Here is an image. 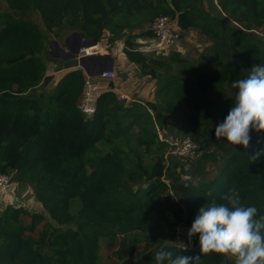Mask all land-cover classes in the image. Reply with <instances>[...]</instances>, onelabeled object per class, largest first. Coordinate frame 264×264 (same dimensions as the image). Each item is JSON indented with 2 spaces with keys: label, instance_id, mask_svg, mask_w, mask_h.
Wrapping results in <instances>:
<instances>
[{
  "label": "trees",
  "instance_id": "trees-1",
  "mask_svg": "<svg viewBox=\"0 0 264 264\" xmlns=\"http://www.w3.org/2000/svg\"><path fill=\"white\" fill-rule=\"evenodd\" d=\"M1 2L16 16L0 12V171L33 188L48 215L13 204L0 211V264H102V242L115 243L118 236L115 256L122 264H154L161 248L197 257L199 248L166 244L161 230L179 223L190 228L202 206L213 198L224 203L221 197L232 188L245 206L264 215V155L256 162L248 158L264 150V133L253 131L249 147L236 151L215 138L216 125L235 105V95H227L232 83L264 64V0H210L209 11L187 0ZM35 16L57 39L80 33L109 47L124 40L130 61L136 42L153 36L144 27L160 16L209 36L212 63L174 53L139 55L141 69L156 83L155 95L165 98L167 110L203 150L193 172L168 155V144L159 141L156 123L140 112L141 104L126 105L114 89L101 93L94 117L87 119L78 108L85 74L73 60L51 58L66 62L57 70L70 71L45 91L51 43ZM147 106L162 126L158 107ZM209 161L218 172L200 179ZM140 244L145 251L138 257ZM200 264L233 263L211 253Z\"/></svg>",
  "mask_w": 264,
  "mask_h": 264
},
{
  "label": "rangeland",
  "instance_id": "rangeland-1",
  "mask_svg": "<svg viewBox=\"0 0 264 264\" xmlns=\"http://www.w3.org/2000/svg\"><path fill=\"white\" fill-rule=\"evenodd\" d=\"M167 1L170 2V0ZM209 1L210 0H187L189 5L201 7L205 11L210 10V8L208 7ZM214 4H216V1H214ZM0 12L6 13L7 15H12V16L15 15L13 11L8 7V5L4 2H1L0 4ZM173 20L174 23L179 26L177 19H173ZM33 22L37 25L39 30L43 32V34L47 37L50 43H52L53 41H57L61 47H65V42L71 36L70 34L67 35L64 34L61 38L57 39L54 38L52 35L46 33L42 21L38 16L34 17ZM179 29L181 32V37L179 41H177L176 44L169 50L163 51L161 55H169L171 53H174L179 55V57L187 59L193 63H201V61H207V60L211 61L212 63L213 61L212 45L214 44V41L209 36L204 35L197 27H191L186 29L184 27L179 26ZM144 30H149V25L145 26ZM136 33H140V31ZM150 39L151 38H141L138 40V42H136L135 49H133V51L130 52L131 54L134 55L135 58V60L132 61L128 60L127 56L123 52L125 48L124 40L117 42L112 47H109L107 45L106 40H103L100 43H98L97 46L98 48L92 51V53L98 55H112L113 57H115V59H118V63L121 64L117 69H113L117 73V79L115 81H107V82L98 81V83L101 85L102 88L106 90H111V89L115 90L116 87L119 85L123 87L124 89L121 88V90L124 93H126V95H128L129 97V98L128 97L124 98V100L126 101L125 103L126 105H133L134 103L137 104L140 103L141 104L140 112L144 114L147 111L152 116L153 122L156 123V128L158 130L157 137L159 141H164L169 145L172 141V138L176 136L184 135L193 138V136L190 133H186L184 130L181 129V123H179V120L176 119L177 116L175 117V115L172 112L167 110L165 98L155 95V92L152 88L153 80L150 78V76H147V74L141 69L142 62L141 59L139 58V55H143L146 57L150 55V53H155L157 55V52L152 51V43ZM74 41L75 40L72 39L70 42L73 44ZM56 50L57 49L54 46L52 47L51 44L49 45L48 51L50 53V56L48 53V59L46 60V64H47L46 79L48 78L49 80L47 82L45 81V85H46L45 91L47 92L53 89L57 81V78H51L52 72L63 67L66 64V62L56 63L51 61V58L65 60L63 58L55 57L57 54ZM71 63L78 64L77 59H74ZM223 63L224 61L214 62L213 66L214 68H219L222 67ZM148 64H150L151 67L153 65L152 61H149ZM130 72H132V75L134 77L133 80H130V76H131ZM236 91L237 90L235 89H229L227 91V95L233 96L235 95ZM116 92L118 91L116 90ZM212 95L214 97L218 96L219 88H217L214 92H212ZM149 102H153L161 112L163 118L162 126L158 125L155 119V113L147 106V103ZM212 150L214 151L215 148L213 147ZM202 152L203 150L201 148V155ZM201 155L191 162L178 160V159H176L175 161L184 165L186 172H193L194 170L193 164L195 162L197 163L200 160ZM146 165L147 166L150 165L149 161L146 162ZM203 167L205 168L204 169L205 171L200 176V179L201 178L210 179L218 172V166L214 161H209L204 163ZM10 193L12 195L9 201L6 202L3 197L0 198V211H2L10 204L13 205L16 204V205H20L21 208L24 210L34 212L33 209L28 208L27 206L19 203L18 201L17 203H13L14 200H16V196L20 198L24 194H26L24 199H29L32 196L35 198L33 188L27 185H18L12 182ZM164 197H166V194L162 195V198ZM39 212L48 215V212L44 207H42L41 211ZM25 222L29 223V219H25ZM189 229H190L189 227H185L184 224L179 223L174 229L169 228L167 225L164 226L160 233L163 236L162 238L166 244H172L181 249L199 248L198 237H194L191 241H189L187 237V232ZM121 240H122V236H118L115 243L102 242V249L100 252L102 264H122V262L118 261V258L115 256V253L119 251ZM144 251H145L144 244H140L138 248L137 256L138 257L142 256Z\"/></svg>",
  "mask_w": 264,
  "mask_h": 264
},
{
  "label": "clouds",
  "instance_id": "clouds-1",
  "mask_svg": "<svg viewBox=\"0 0 264 264\" xmlns=\"http://www.w3.org/2000/svg\"><path fill=\"white\" fill-rule=\"evenodd\" d=\"M246 78L232 83L235 105L223 122L215 127L217 141H226L228 147L247 149L251 133H264V64L254 66ZM264 150L248 157L256 162ZM213 195L211 191L207 194ZM202 206L187 232L191 241L199 239L200 256L174 254L171 250L159 249L154 264H200L201 256L219 254L233 264H264V215L255 206H245L237 189L232 188L221 197Z\"/></svg>",
  "mask_w": 264,
  "mask_h": 264
},
{
  "label": "built area",
  "instance_id": "built-area-1",
  "mask_svg": "<svg viewBox=\"0 0 264 264\" xmlns=\"http://www.w3.org/2000/svg\"><path fill=\"white\" fill-rule=\"evenodd\" d=\"M149 30L153 35L150 39L152 43V51L157 53L169 50L176 44L177 41H179L181 37L179 26L168 16L157 17L149 26ZM86 54H88L87 50L81 52V55ZM116 79L117 73L113 69L107 70L94 78L85 74L84 92L81 100L79 101L78 108L87 119L94 117L98 99L103 92L98 81L107 82L115 81ZM124 98H126V96L121 97V99ZM167 153L174 159L191 162L200 156L201 148L200 145L190 136L182 135L172 138L171 143L168 145ZM11 184V176L3 174L0 171V198L10 192ZM16 207L21 208L20 205H16Z\"/></svg>",
  "mask_w": 264,
  "mask_h": 264
},
{
  "label": "water",
  "instance_id": "water-1",
  "mask_svg": "<svg viewBox=\"0 0 264 264\" xmlns=\"http://www.w3.org/2000/svg\"><path fill=\"white\" fill-rule=\"evenodd\" d=\"M74 39L72 44L70 41ZM73 45V46H72ZM98 44L96 41H88L84 39V34L73 33L66 40L65 47H61L57 41H53L51 46L57 50L56 58L63 59H79V66L83 69L84 73L89 77H97L107 70H111L114 60L111 55H98V54H86L81 55L82 51L96 47ZM50 56V53H49ZM49 79H46V82ZM16 203V202H14Z\"/></svg>",
  "mask_w": 264,
  "mask_h": 264
},
{
  "label": "crops",
  "instance_id": "crops-1",
  "mask_svg": "<svg viewBox=\"0 0 264 264\" xmlns=\"http://www.w3.org/2000/svg\"><path fill=\"white\" fill-rule=\"evenodd\" d=\"M112 56V55H111ZM112 58H113V60H114V63H113V67H112V69H117L121 64L120 63H118V59H115V57H113L112 56ZM74 59H77V62H78V64H77V68H79L80 70H82V68L79 66V59L78 58H73V59H71V60H74ZM70 70L69 69H62V70H55L54 72H52V77L51 78H57V81L60 79V78H63L68 72H69ZM55 74V75H54ZM130 74H131V76H130V80H133V75H132V72H130ZM134 74V73H133ZM137 74V73H136ZM57 75V76H56ZM54 76V77H53ZM56 81V82H57ZM140 81H142V80H140ZM121 88H123V87H121L120 85L119 86H117L116 87V89H115V91L117 90L118 92H119V96L120 97H122V96H126V97H128V95H126V93H124L122 90H121ZM152 88H153V90H154V92L156 91V88H157V86H156V83L153 81V84H152ZM124 89V88H123ZM102 90L103 91H106V89H104V88H102ZM129 98V97H128ZM11 191V190H10ZM30 192V191H29ZM11 193L9 192V193H7L5 196H3V198H4V200L7 202V201H9V199L11 198ZM25 196H26V194H24L22 197H18V196H16V200H14V202H19V203H21V204H24L25 206H27L28 208H31V209H33V211L34 212H39V211H41V209H42V205L39 203V202H37V200L32 196V197H30L29 199H24L25 198ZM13 201V200H12ZM13 202V203H14Z\"/></svg>",
  "mask_w": 264,
  "mask_h": 264
},
{
  "label": "bare ground",
  "instance_id": "bare-ground-1",
  "mask_svg": "<svg viewBox=\"0 0 264 264\" xmlns=\"http://www.w3.org/2000/svg\"><path fill=\"white\" fill-rule=\"evenodd\" d=\"M97 48H98V47H94V48L88 49L87 52H88L89 54H91L92 51H94V50L97 49Z\"/></svg>",
  "mask_w": 264,
  "mask_h": 264
}]
</instances>
